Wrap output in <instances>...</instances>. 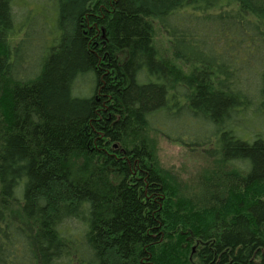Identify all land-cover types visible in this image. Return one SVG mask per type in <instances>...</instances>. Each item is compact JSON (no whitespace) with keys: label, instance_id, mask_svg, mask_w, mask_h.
I'll use <instances>...</instances> for the list:
<instances>
[{"label":"trees","instance_id":"16d2710c","mask_svg":"<svg viewBox=\"0 0 264 264\" xmlns=\"http://www.w3.org/2000/svg\"><path fill=\"white\" fill-rule=\"evenodd\" d=\"M17 1L0 0V264H264V0H48L43 42ZM156 135L216 169L178 187Z\"/></svg>","mask_w":264,"mask_h":264},{"label":"rangeland","instance_id":"374dc122","mask_svg":"<svg viewBox=\"0 0 264 264\" xmlns=\"http://www.w3.org/2000/svg\"><path fill=\"white\" fill-rule=\"evenodd\" d=\"M46 1V10L41 11V6ZM52 4V3H51ZM48 0H18L15 3L14 11L16 13V19L19 24H23L27 21L28 17L32 16L34 18H38L36 27L39 31L38 38L42 40V42L46 41V11L50 9ZM45 14H42L44 13ZM50 13L49 15H51ZM49 22V20H48ZM155 37L158 43V46L162 51H165L169 56L170 53V45L168 44V39L164 32L157 25L155 26ZM30 69V66H28ZM254 111L251 112L252 119L256 117L255 124L262 125L264 127V114H255ZM1 124V122H0ZM251 124V125H250ZM253 123H249V131L252 135L256 132V129H253ZM1 128V126H0ZM239 128V127H238ZM240 129V128H239ZM259 131V130H257ZM2 129H0V135L2 133ZM154 146L156 151V158L158 160L159 168L161 172L167 174L169 178L172 179L174 183L178 187L182 189L196 187L195 181L198 178V175L204 171L210 170L208 173H212L216 168L212 163V160L208 158L207 152L203 150H191L189 147L182 146L180 144L171 142L166 137L157 136L154 139ZM211 145L210 147H214ZM13 211L18 212V204L14 203ZM198 244H192V252L190 257L195 253Z\"/></svg>","mask_w":264,"mask_h":264}]
</instances>
